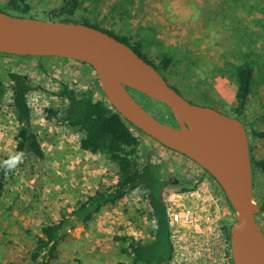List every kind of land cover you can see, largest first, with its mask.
<instances>
[{
	"label": "rangeland",
	"instance_id": "obj_1",
	"mask_svg": "<svg viewBox=\"0 0 264 264\" xmlns=\"http://www.w3.org/2000/svg\"><path fill=\"white\" fill-rule=\"evenodd\" d=\"M5 1L0 0V7ZM29 3V17L48 20L49 12L62 5V0ZM70 19L112 31L119 38L135 36L143 43V52L155 62L162 53L170 54L174 63L169 72L162 74L166 82L188 101L228 116L234 114L230 105L220 101L217 79L226 78L231 83L233 67L244 61L250 63L255 67V76L241 119L246 123L252 157L264 159V137L253 136L250 128L253 119L264 116V0H80ZM9 71L26 74L33 84L29 94L31 126L44 157L28 154L5 173V189L0 197V264H34L30 252L42 226L58 222L79 202L114 184L117 170L104 156L81 150L78 133L47 120L43 113L51 105L67 111L66 99L59 97L63 86L78 94L91 87L94 97L102 99L96 76L88 65L56 58L0 55V79L8 86L0 109V171L3 159L16 152L13 135L17 123L10 105ZM225 83L223 90L227 93L231 84ZM136 98L162 121L174 123L171 118L168 121L164 105ZM253 129L264 134V122L258 121ZM140 137L146 157L159 164L171 181L165 193L169 212L193 213L208 225L218 220L221 225L230 224V212L226 214L221 204L226 198L208 174H200V168L191 160L148 136ZM182 184L190 190L183 192ZM254 198L259 204L264 200V172H254ZM103 209L94 221L92 233L89 225L82 226V232L69 231L58 245L57 259L50 264L128 261L114 236L147 238L154 225L151 209L137 191ZM258 220L264 229V214H259ZM101 224L106 227L101 228Z\"/></svg>",
	"mask_w": 264,
	"mask_h": 264
},
{
	"label": "water",
	"instance_id": "obj_2",
	"mask_svg": "<svg viewBox=\"0 0 264 264\" xmlns=\"http://www.w3.org/2000/svg\"><path fill=\"white\" fill-rule=\"evenodd\" d=\"M0 54L88 65L115 112L142 134L201 167L219 186L235 214L228 229L232 264H264L261 206L254 198L249 136L241 118L188 101L125 43L82 23L0 11ZM131 91L167 107L174 123L161 121Z\"/></svg>",
	"mask_w": 264,
	"mask_h": 264
},
{
	"label": "trees",
	"instance_id": "obj_3",
	"mask_svg": "<svg viewBox=\"0 0 264 264\" xmlns=\"http://www.w3.org/2000/svg\"><path fill=\"white\" fill-rule=\"evenodd\" d=\"M79 5L80 0H62V5L49 12L48 20L58 19L64 22L82 23L94 27L85 21L77 22L70 19ZM31 9L32 6L29 0H6L4 5L0 7L1 12L19 17H29L28 13ZM97 29L125 43L161 75L169 72L173 67L174 59L168 53H162L156 62L150 59L143 52V43L135 36H122L119 38L114 35L115 33L112 34V31ZM16 57L23 59L37 58ZM47 58L52 59L50 57ZM63 60L68 61L67 59ZM254 72L255 67L246 61L233 67L232 74L236 84V91L235 101L230 109L234 116L238 118L244 116L245 107L249 102L255 76ZM7 77L12 92L10 105L17 123V129L13 135V140L16 141V152L13 157H5L3 159L0 171V197L4 193L5 173L7 171L18 166L19 161L28 154L39 159L44 157L38 136L32 131L31 126L32 111L29 105V94L33 90V84L29 77L22 72L9 71ZM7 90L8 86L0 79V109ZM132 93L134 96L141 97L143 101L157 103L143 95ZM102 96V99H96L94 90L91 87H87L84 92L78 94L63 86L59 97L66 99L67 111L64 113L61 108L52 105L43 109L47 120H53L58 125L67 126L80 135L79 145L81 150L91 154L102 155L115 165L117 178L114 184L107 186L103 190L96 191L93 195L87 197L86 200L79 202L71 213L62 214L58 222L42 226L40 235L36 237L34 247L30 252V259L34 264H50L51 260L57 259L58 245L69 235L70 230H73L77 224L88 226L103 207L116 204L134 191L140 192L148 200L151 208L149 215L154 221V225L147 238L135 239L129 236H115L114 239L120 244V252L128 258L127 262L120 264H166L173 257L165 202V193L171 181L166 179L167 175L162 172L159 164L152 162L146 157L140 137L142 133L110 107L103 93ZM165 108L170 116L168 121H170V118L173 120L169 109ZM258 121L264 122V116L258 117ZM244 124L246 126V123ZM250 128L253 136L264 137V134L257 133L253 126ZM251 159L253 173L255 171L264 172V159H255L252 154ZM182 186L183 192L190 190L186 184H182ZM260 206V215H262L264 214V200L260 203ZM9 264L16 263L11 262Z\"/></svg>",
	"mask_w": 264,
	"mask_h": 264
},
{
	"label": "built area",
	"instance_id": "obj_4",
	"mask_svg": "<svg viewBox=\"0 0 264 264\" xmlns=\"http://www.w3.org/2000/svg\"><path fill=\"white\" fill-rule=\"evenodd\" d=\"M199 168L200 174H207L201 167ZM146 201L148 203L147 199ZM221 204L226 214L230 212L231 221H235V214L228 207L227 200L225 203L221 201ZM167 215L173 257L166 264H232L227 233L231 221L229 225H221L219 220L208 225L202 223L193 213L176 210L169 212L167 209Z\"/></svg>",
	"mask_w": 264,
	"mask_h": 264
},
{
	"label": "crops",
	"instance_id": "obj_5",
	"mask_svg": "<svg viewBox=\"0 0 264 264\" xmlns=\"http://www.w3.org/2000/svg\"><path fill=\"white\" fill-rule=\"evenodd\" d=\"M217 82H218V85H217V93H218V95L221 97L220 99V101H224V103H226V104H228V105H230V106H232L233 104H234V101H235V91H236V84H235V82L232 80V82L230 83L226 78H218L217 79ZM225 82H228V83H230L231 84V89L227 92V93H225V91L223 90L224 89V87L226 86V83ZM248 106V104L246 105V107ZM245 107V108H246ZM258 122V118L257 119H253L251 122H250V125L251 126H255V124ZM104 208V207H103ZM102 208V210L99 212V213H97L96 214V216L94 217V219L88 224L89 225V229H90V232L92 233L93 232V225L96 227V224H94V221H95V219L101 214V213H103L102 211L104 210ZM72 212V211H71ZM70 212V213H71ZM93 222V223H92ZM82 224H77L76 226H75V228L74 229H76V230H78L79 232H82L83 231V228H82ZM107 226H110V227H113V226H115V224L114 223H108L107 224ZM84 227V226H83ZM100 227L102 228V227H106V225H103V224H101L100 225ZM79 234L78 233H76V235L75 236H78ZM93 235V234H92ZM74 236V235H73ZM115 236H126V235H115ZM115 236H114V238H115ZM79 237V236H78ZM77 237V238H78ZM93 237V236H92ZM116 241V240H115Z\"/></svg>",
	"mask_w": 264,
	"mask_h": 264
},
{
	"label": "bare ground",
	"instance_id": "obj_6",
	"mask_svg": "<svg viewBox=\"0 0 264 264\" xmlns=\"http://www.w3.org/2000/svg\"><path fill=\"white\" fill-rule=\"evenodd\" d=\"M162 116V115H161Z\"/></svg>",
	"mask_w": 264,
	"mask_h": 264
}]
</instances>
